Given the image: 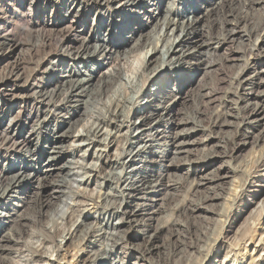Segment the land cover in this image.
Returning <instances> with one entry per match:
<instances>
[{
	"label": "bare ground",
	"instance_id": "bare-ground-1",
	"mask_svg": "<svg viewBox=\"0 0 264 264\" xmlns=\"http://www.w3.org/2000/svg\"><path fill=\"white\" fill-rule=\"evenodd\" d=\"M116 1H121V3L119 4V6H117V8L115 7L116 9L115 11L112 12L110 18L102 22L101 25L98 26L96 30L97 33L96 35H90L87 38H83L82 41H80L81 44L75 47V43L78 42V37L82 36L83 34L75 33L73 37H71L69 34L68 37H65L63 40H61L60 46L58 47L57 51H54L56 52L54 53L55 55L54 58L52 60H48L47 61L48 64L46 63L47 65H43L44 64L43 62L40 61H39L40 63L38 62V66L36 67L38 74L34 79H29L28 77L29 80H27L25 84L23 83L24 84V85L22 84L23 86L19 84L20 82H17L14 85L16 86V89H12V90L8 89L10 80L7 81L4 80L2 83H0L1 103L3 102L6 104L12 98L11 100H14V102L18 101V103L22 104V110L19 112V115L8 120L9 123L5 128H2V125L5 123L6 117L9 115V113L13 111L14 107L13 108L10 107V109H8L7 111H5L4 109L0 110V160L6 158H8V160L10 158L11 160L8 168L5 167L4 169L0 170V222H2L1 224L10 223L11 225V223L16 224L18 222L17 223L18 227L24 226V224L23 225L21 224L23 219L20 218L19 213L22 211L21 208H24L28 204L29 198L31 196H34L35 194L39 195V197L42 199L40 211H43L45 209V203L48 202L50 199H55L58 202L56 207L55 206L53 207L54 209L51 207L52 211L50 212L52 213H50V216H52L51 214L55 215V213L56 214L61 213L62 215L64 208L70 207L68 206L69 205L68 202L70 201L69 199L72 196L68 198L69 195L68 191H69V185L70 186L75 185L74 180L70 177V174L75 171V169L74 171H72L73 167L75 168L74 166L75 161L70 159V161H68L66 164H63L62 166H57V159H58V155L61 154V151H64L65 148L64 144L72 139H76L77 136L81 135L78 133H77L78 135H76L72 131V129L74 128L78 129V127L80 126H82V128H85V137L88 138L87 141L83 140L84 142H82L78 146L82 148H85L88 145L91 146L94 144V142H97L99 144L107 143L106 141L109 138L107 139L103 134L101 135L102 130H104L105 127L107 128L113 127L114 130L118 133L122 131L124 128L129 129V134L127 133L128 136L126 139L128 146L121 154L118 161L119 165L122 167L121 169L122 171L119 173L118 172L119 169L117 168L118 170L117 169L116 170L118 173L116 172L112 173V174L116 173L117 175H114L112 178L109 177L110 180L108 181L111 185L116 186L115 188L119 191V193L118 195L114 196L113 199L115 202L113 201L114 203H112L110 207L106 205L107 207H109L107 211L105 210L107 214L106 216H108L107 218L108 220L104 219L105 224L102 226L100 230L97 231V233H95L96 234L95 237H100L108 241L109 240L114 241L117 244L118 242L123 240L128 242L143 240L148 236L147 234L149 233V231L146 229H144V231H140L138 229L139 227H137V230L135 231L137 232V234L135 232H134L135 234H131L130 232H127L125 227L126 225L128 226L129 223L128 220L130 218L135 219L140 217L141 214L138 213V209L140 208V205L146 195L147 197L149 195H154V197L148 199L149 203L155 202V205H153L154 208L151 211H153L152 212L153 214L160 213L164 207L162 205L163 194H164L163 192H165L164 189L166 187H172V188L179 187L180 189V186L182 185L181 177L180 175L178 176L179 173L182 174L186 173L188 177L194 176L193 182H191L190 184L188 183L189 190L193 189V187L195 189L205 185L207 186L209 185V188L212 187L211 189L213 190L212 192L213 196L207 194L208 196L206 197V199H202L201 202H197V201L194 202L195 200L190 199L191 202L188 203L186 206H184V208H182V211L191 214L193 217L194 216L198 217V214L203 211H205V213L207 212V214L210 215L216 214L214 210L216 208L214 207L217 205L211 204L208 206H202L201 204H203L202 202H205L206 200H210L213 202L222 200L223 194L216 192L215 189L222 188V190H224L223 181L227 179H231L232 181L233 177L235 176V170L233 169L235 167L233 166L232 168V163L230 161H225V160L223 163H221V168L218 170H223L224 168L230 166L228 170H230V173L233 174L232 176H228L225 174L224 176H220L217 172L218 171L217 169L212 170L205 175V173L212 166H214V164L217 163V159L225 158L226 153L222 155V153L216 151L215 149L217 147H220L222 149L227 150L226 140L230 137L226 136L227 133L225 136H221L225 128L233 127L236 128L237 132L238 131L242 132L243 136L245 137V141L241 142L242 143L241 149L245 148L249 144L253 145L252 151L254 152L255 149L256 151H258L257 150L258 148H260L259 149L260 152L261 149L262 150L264 149V125L262 127L263 129L261 133H259L258 136L252 137V139L254 138V141L248 142V140L251 139L250 137L251 132L261 126L260 118L264 117L263 115L264 89L259 92L256 91L257 88L259 89L261 87H264V81L261 79L262 74H264V70L263 71L259 70L260 64L264 62V36H262L263 38H261V35L263 33L262 34L259 33L261 32L262 28L264 29V11L258 9L256 10V7L259 8L260 6H262L264 10V0H245V2L248 3L250 9L254 10L255 13H257L260 16V17L258 16L260 21L257 22L259 23V26L255 24L256 27L253 28H251L247 22H241L240 20H238L239 18L237 20L236 19L233 20V18L229 20L230 18H228L225 24H222L223 22L221 21L220 18H218L220 10L222 11V15H223V8L225 6L231 8V6L233 5L240 4L242 0H198V2H202L203 5H200V3H193V5H189V7H187L188 4L182 3L184 6L183 10L181 9L182 11L178 9L177 7L178 5L176 4V2L179 0H156L157 3L153 5L155 6L154 7L155 9L153 8L151 10L149 9L150 17L148 19L146 17L141 18L139 23L136 20H134L136 15H134L133 16L134 19H132V17L129 16L128 13L133 12L134 14L135 13L134 11L137 8L142 7V4L145 5L149 4L150 6L151 4L150 2L152 0H87L89 4L91 3L97 6L100 9V13L103 11L102 12L103 14L104 12L106 13L111 8L112 4ZM244 7L246 8V6ZM176 12H178V14ZM248 13L246 11V15ZM225 15L226 14H224V16ZM22 16L25 17V14ZM140 17H142V14L140 15ZM237 17L238 16H236V18ZM242 18L244 19V17ZM218 19H220V23H221V25L219 26L217 25V22L219 23ZM4 20L5 21H0V50L7 48L8 51H10V53H13L20 47V43L17 42L16 39H14L12 36H10V34L3 35L5 33L4 31H7L6 28L9 22L6 19ZM204 20H206L205 21L206 25L204 24L205 26H203L202 24ZM249 21L251 23V20ZM116 22L119 23V26L121 27V32H120L121 40L120 37L117 39H112L108 37L102 39V37L99 36L100 31L102 29L107 28V32L109 33V35H111L114 31V28L116 27L115 26ZM132 22H137V25L139 26V33L136 34L138 39L136 37L134 39L136 40L135 41L136 43L133 44V47L136 46V50L138 51H140V49H142L143 47H146L148 40L146 41L145 44H143L144 43L143 38L152 37L150 35L144 36V32L146 31V29L148 30V28H150L152 24H153V29L151 32L153 34L150 33L151 35L156 34L157 30L160 27H161V31L165 29V33H164V38H166L165 44H162V46L159 47V43H158L156 46H153L152 50H148L147 53H145L146 56H145V61L143 62L144 63L143 70L149 76L146 78L151 79L150 74L152 77L154 76L158 77L162 73L161 70H163L164 68H166L164 69L165 71L164 73L166 74V71L168 70L172 72L173 70H178L179 68L183 67L184 64H186V62L189 60L196 61L195 63L193 62L190 65L191 67H188L190 71L188 72L186 71L184 74L182 73V71H179L175 75L174 78L175 81L177 82L178 91H175V93H171L170 91L167 92V94L164 93L166 97H165V101L163 102V107L161 105L162 114L153 123H151V120L155 118V116H157V112L156 110H154L153 104L156 98H160V95H162L161 92L162 89L153 88L149 91V94L146 95V101L148 102L147 105L148 114L145 116H140L138 118L141 120V122L140 125L137 127V130L134 132H132V129L136 126L138 121L137 123L132 122L133 120H131V116L133 115L134 112L132 106L134 107L138 106L137 103L138 101L135 96L136 93L134 94V96H131V94L130 96L129 95L125 96L122 95L125 89L123 93L122 90L119 91L117 89L118 88L117 85L119 83L121 84L120 81L123 77V73H124L123 66H121L120 64L115 66L113 70L111 71L109 70L110 72L104 74L102 77L100 76V79L99 80L97 79L98 81L96 80V76L94 74L95 67H92L89 70L87 69V71L81 70L82 65L87 66L88 63L92 61H95L98 67H102L103 64L102 63L100 64V62L96 60L98 57H99V61L100 59H106L107 57L111 56V52L113 50L116 51L121 49L124 50L126 49V47L132 44L133 41L131 40V38L126 39L127 35L124 37L122 31V30H127L125 26L129 27ZM1 30H3L2 34H1ZM252 38L255 39L254 42L255 48L252 51L254 52L257 51V53L254 54L252 52V55L250 53L249 55H251L250 56L251 58L250 57L249 58L252 59L253 58L252 56L254 55L257 57V59H254L255 62H252V65H249V61L247 59H244L247 60L245 66L243 67V69L240 70L239 73H237V76H235L236 77L235 80L237 81L235 83L236 86L232 87V89L230 90L228 89L227 91H225L226 93H224L225 95L223 98L224 102L222 103L223 104L222 107L220 106V109L218 108L214 110V112L211 115L212 120L210 119L212 123H210L211 125L208 126V128H205L202 125V122H200L201 120L197 121L198 115L201 114L200 108H198L199 105L198 102H200L202 99H206L209 97L211 98L212 96H214L217 93V90L215 89L217 87L214 88L212 86L213 84L211 85V87L205 85L203 78L205 79V76H208L214 72L212 70L219 63L217 60H214V58H217L220 55L218 54L219 51L222 50L226 45H228L229 43L239 42L240 45L239 44L238 45L241 46L240 47L241 49H243L244 48V47L242 48L243 40L248 39L250 42V39ZM150 44H154V43H150ZM241 49L236 50L238 52L234 53L239 55L235 61L243 60L241 58L244 57L246 58L245 56L246 52H244V50ZM122 53H126V51ZM126 56L125 58H127ZM18 65L19 64L16 65L17 68H19ZM240 67L242 68V66ZM190 72H193L194 74L190 76ZM246 73L252 75H250L248 78H245ZM139 76L141 77V75ZM145 76L147 75L145 74ZM134 79L133 82L136 81ZM142 79L141 80L138 79L139 83L136 82L135 85L131 81V85L133 84L134 85L133 88H135L137 91L139 90L138 91L139 94H141L145 90V86H147L145 79L144 82L142 81ZM19 80L20 79H18V81ZM122 85H124L121 86L123 88L125 87L126 84L124 83ZM21 86L24 87V89H22ZM121 87L120 89H122ZM20 90H22V92ZM207 90H210V94H205ZM16 91L21 92V94L23 93V95L21 94H20L21 96L14 95L16 94L15 93ZM240 91H244V92H240ZM125 94L126 95L129 94L128 91ZM229 94L232 95L234 98L230 97ZM62 96H64V99L62 101H58V99ZM104 96H107L108 98V100L105 101L108 102L106 103L107 110L104 111L101 108L102 110L100 109V111H97V109L95 108L96 107L95 104H97L96 102L98 101H100L101 103L100 102L99 103L102 104V101L98 99L100 98L102 99V97ZM189 99L192 100V103L195 106L194 107L196 112L194 113L195 118L192 119L191 116L193 115L191 116L189 115L186 116L185 118L180 119L179 118L180 111L178 109V106L188 104ZM159 107L160 106H158V109ZM139 109H142V107ZM51 112H54L55 114L54 116L56 117L58 123L61 120L59 128L61 130H64L62 133L56 134L57 136L55 137H53L54 131H51V129L49 128L54 120L48 118L49 117L48 113ZM94 116H95V122H91L90 124L89 119L92 121V118ZM83 122H87V124L84 125L85 123L83 124ZM199 128H202V130H199ZM111 132L110 134L107 135V137L113 135L112 134L113 132L112 133ZM105 133L106 132H104V134ZM200 133L206 136V138L201 140V142L199 143L194 139ZM102 136L104 139L100 138ZM114 136L115 134L113 135V137ZM118 136L119 135L117 134L116 137ZM52 137L55 138L54 143ZM162 141L163 143H161ZM44 143L45 145L41 146V144ZM47 144L51 146L50 149L51 151L45 150ZM154 144H157L159 146V149L148 151V149L154 148L153 147ZM106 145H108V143ZM197 145H201L203 147L202 153L199 155L201 158L191 161L190 164L182 163L184 159L182 155L184 154L187 156L192 155L193 152L192 149H194L193 147ZM88 149L85 151V155H87ZM42 152L49 154V158L46 160L45 163L41 164L40 166L38 167L34 166L31 163L32 162L31 159L34 160L36 154L40 155ZM71 155L74 158L76 154L72 153ZM252 155L254 154L252 153ZM80 157L82 158V156ZM262 159L264 160V158ZM79 162L76 164L78 165ZM93 165L95 164L93 163ZM154 167H156L157 169L156 170L153 169ZM128 169L129 171L127 172ZM56 171H58V173L60 172L59 174L64 173V175L60 177L61 178L60 182L56 181V183L55 182L51 183L52 178L54 177V175H56L55 173H57ZM80 172L77 173L76 171L75 173H72V175L76 176V173L78 175L80 174ZM132 174H134L133 177L131 176ZM199 174H201L200 177H198ZM80 175L78 176L81 177ZM82 176L85 175L82 174ZM126 176L127 177L129 176V178H126ZM174 177L175 180L173 179ZM263 177H264V169H263ZM40 181H42L43 183L41 182V185L38 188H36V185ZM184 181H187V179ZM85 182L87 183L88 181ZM77 183L78 182H76V185ZM144 184L146 186L145 188H142ZM76 185L74 187H76ZM125 185L127 187H125ZM78 187L79 185L76 188L78 189ZM71 188L73 187L71 186ZM112 188L113 187H111V189ZM225 194L227 196L226 192ZM260 194H262V191L258 192L257 196H260ZM262 197L263 196L258 198H262ZM225 198L227 199V197ZM116 201L117 202L119 201V203H116ZM66 202L68 205H66ZM80 205H82V203ZM146 206L151 207L152 205L146 204ZM149 210L148 212H151ZM41 215L43 217L45 216L44 214ZM61 215L60 217H62ZM18 218L20 220H18ZM26 218L27 216H25V219ZM111 218L112 219L116 218V219L115 221H113ZM202 218L203 217H201L200 219ZM144 219L146 220V218ZM209 219L210 218H208V220ZM91 220H92L91 217H86L85 221H82L81 222L82 224H80L76 229L77 234L75 235H78V233H83L85 229H86L85 232L86 231L88 232V228L89 230L91 228L90 225H93ZM134 221L136 222V220ZM70 225H72V223ZM57 226L59 227L60 225L57 224ZM176 226H177L176 223L172 225V227H176ZM18 227L16 228V230L19 229ZM55 229L57 230V228ZM18 231L19 230H17L16 233ZM63 232L65 233V231H62V233ZM151 233L152 234L154 233L153 235L157 236L159 232L154 231ZM198 237H199L198 240H200L199 235ZM15 240H16L15 237L12 238L5 235L4 237H1L0 251L7 250L6 245L4 244L5 245L4 246L1 243L6 242L9 244L11 242H14ZM114 242H112L113 245ZM261 245H262V241L260 240L256 245V247L260 248ZM104 248H105L104 251L103 250L102 251L105 253H108L110 251L114 252V249L110 248L109 244H106ZM137 250L138 251H135V253L139 254V259H143V260L147 256L149 257V255H153L154 253H159V250L155 251L154 248L148 245L145 246L144 248H138ZM230 254H232V251ZM233 255L235 256V259L233 260L234 264H237L238 255H236L235 253ZM226 257L228 256L225 255L224 258ZM1 262L4 261L2 260ZM102 264H108V262L102 261Z\"/></svg>",
	"mask_w": 264,
	"mask_h": 264
},
{
	"label": "rangeland",
	"instance_id": "rangeland-1",
	"mask_svg": "<svg viewBox=\"0 0 264 264\" xmlns=\"http://www.w3.org/2000/svg\"><path fill=\"white\" fill-rule=\"evenodd\" d=\"M120 3L121 1L114 2L111 6L112 9L110 8L106 13L104 12L103 14L102 13L103 11L100 13V9L94 4H91V3L89 4L87 0H0V9H1L0 10V15H1L0 21H5L4 19L9 21L7 28H6L7 31H4L5 33L3 35L10 34V36H12L14 39H16L17 42L20 43V47L13 53H10V51H8L7 48L0 50V83H2L4 80L6 81L10 80L8 89L12 90V89H16V86H14L15 83L20 82L19 84L22 85L23 83L25 84L27 80L34 79L38 74L37 69H36V67L38 66V62L40 61L44 63L43 65H47L48 64L47 61L52 60L54 58L55 56L54 53H56L54 51H57L58 47L60 46L61 40H63L65 37H68L69 34L71 37H73L75 33L76 34L82 33L83 35L79 36L78 42L75 43V47L79 46L81 44L80 41H82L83 38H87L90 35L97 34L96 30L98 26H100L102 22L108 20L111 17L112 12L115 11V9L117 8V6H119ZM150 3H151L150 6L149 4H146V5L142 4V7L137 8L134 11L135 12L134 14L132 12V13H128V15L131 16L132 19H134L133 16L136 15L134 20H136L138 23L140 22V19L143 17L144 18L146 17L148 19L150 17L149 11L152 8L155 9L154 8L155 6L153 5L156 4L157 1L152 0ZM182 3L188 4L187 7H189V5H193V3H200V5H203V3L198 2V0H179L176 2V4L178 5L176 6L178 7L180 11H182L184 7ZM244 6H246V8ZM259 8L256 7V10L258 9V10L264 11L262 6H260ZM249 9L250 7L248 6V3H246L245 0H242L240 4L233 5L231 6V8L228 6H225L223 8V15H222V11L220 10L218 18L221 19V21L223 22L222 24H225L228 18H230L229 20H231L232 18L233 20L235 19L237 20L239 18L238 20H240L241 22H247L251 28L256 27V25L259 26V23H257L258 21H260V19L258 18L259 15L255 13L254 10L250 9L251 10L250 11ZM246 11L247 13L250 11L247 14L249 16L246 15ZM176 13L178 14V12ZM227 13L229 14V16ZM24 14H25V17L22 16ZM141 14H142V17H140ZM224 14L226 15L224 16ZM236 16L238 17L236 18ZM242 17H244V19ZM220 19H218L219 23L217 22L218 26L221 25ZM249 20H251V23ZM205 21L206 20H204L202 23L203 26L206 25ZM137 22H132L129 27L123 24L125 28L127 29V30H122L123 36L125 37L127 35L126 39L131 38V40L133 41L132 44H130L124 50L123 49L118 50V51L113 50L111 52V56L107 57L106 59H100L99 61V57H98L96 60L100 62V64L101 63L103 64L102 67H98L95 61H92L88 63L87 66L82 65V69H81L83 71H87V69L89 70L92 67H95L94 74L96 76V80L97 79L99 80L100 76L102 77L104 74L110 72L111 70L114 69L115 66L119 64L123 66L124 73L120 81L121 84L119 83L120 85L118 84L117 85L118 88L117 87L116 88L119 91L122 90V93L125 89L123 94L120 93L125 96H128V95L130 96V94L131 96H134V94L136 93L135 96L138 101L137 107L132 106V109L134 110L133 112L134 116L133 115L131 116V120H133L132 122H136V123L138 121L136 126L132 129V132L136 131L137 127L140 125L141 120L138 118L140 116H145L148 114V111H147L148 102L146 101V95L149 94V91L153 88L162 89L161 91L162 95H160V98H156L153 104L154 110H156L157 112V116H155V118L151 120V123H153L162 114L161 105L163 107V102L165 101V97H166L164 93L167 94V92L169 91L171 93H175V91H178L177 82L175 81V78H174L175 75L179 71H182L183 74L186 71L187 72L190 71L188 67H191L190 65L193 62L194 63L196 62L195 60H192V61L189 60L187 61L188 63L186 62V64H184L183 67L179 68L181 70L179 69L173 70L172 72L168 70L166 71V74H165L164 69L166 68H164L163 70H161L162 73L164 74L161 73L158 77L157 76L152 77L150 74L151 79L146 78L149 76L143 70V67H144L143 62L145 61V56H146L145 53H147L148 50H152L153 46H156L158 43H159V47H161L162 44H165V41H166V38H164L165 29L161 31V27H160L157 30L156 34L151 35L150 33H152L151 31L153 29V24H152L151 27L148 28V30L146 29V31L144 32V36L150 35L152 37L143 38L144 39L143 44H145L146 41L148 40L146 47H143L142 48L143 50L140 49V51H138L136 50V46L133 47V44L136 43L135 42L136 40H134L137 37L136 34L139 33V26L137 25ZM19 26H21L22 28ZM115 26L116 27L114 28V31L111 35H109V33L107 32V28H105L100 31L99 36L102 37V39H105L107 37L112 38V39L119 38L121 27L119 26V23L117 22ZM3 30H1V34L3 33ZM160 33L162 36L160 35ZM259 33L260 34L263 33L261 35V38H263L262 36H264V29L262 28L261 32ZM253 38L250 39V42L248 39L243 40L242 42V48L244 47L243 49L240 48L241 46H239L240 45L239 42L229 43L228 45H226L222 50L219 51L218 54L220 55L217 58H214V60H217L219 62L218 65L212 70L214 72L208 76H205V79L203 78L205 82L203 83L205 85H208L211 87V85L213 84L212 86L214 88L217 87L215 88L217 90V93L214 96H212L211 98L209 97L206 99H202L200 102H198L199 104L198 108H200L201 114L198 115L199 120L197 118V121L201 120L200 122H202V125L205 128H208V126L211 125L210 124L212 123L211 115L214 112V110L218 108L220 109V106L222 107L223 105L222 103L224 102L223 101V98L225 95L224 93H226L225 91H227L228 89L230 90L232 89V87L236 86L235 83L237 81L235 80L236 78L235 76H237V73H239L240 70L243 69L246 61L248 60L249 65H252V62H255L254 59H257V57L254 55L252 56L253 58L250 59L252 52L254 54L257 53V51L256 52L252 51L255 48L254 46L255 39ZM120 40H121V37H120ZM150 43H154V44H150ZM149 45L150 46L152 45V46L150 47ZM259 47H260V44H259ZM239 49L244 50V52H246V55H245L246 58L244 57V58H241L243 60L235 61L239 55L234 54V53L238 52L236 50H239ZM125 51L126 53H122ZM250 53L251 55H249ZM123 55H125L127 58H125V56ZM244 59H247V60H244ZM17 64H19L18 65L19 68H17L16 66ZM240 66H242V68ZM259 70L260 71L264 70V62L260 64ZM145 74L147 76H145ZM193 74H194L193 72H190V76ZM139 75H141V77ZM250 75L252 74L246 73L245 78H248ZM18 79L20 80L18 81ZM133 79L136 80L134 81L135 83L133 82ZM138 79L139 80L142 79L143 82L145 79V82L147 85L145 86V90L141 94H139L138 92L139 90L137 91L135 88H133L136 82L139 83ZM261 79L264 81V74H262ZM131 81L134 85L133 84L131 85ZM232 81H235V82H232ZM124 83L126 85L125 87L122 88L121 86H124L122 85ZM119 86L122 89H120ZM22 89H24V87H22ZM263 89L264 87H261L259 89L257 88L256 91L259 92V91H262ZM126 90L129 93L127 95L125 94L127 93ZM133 90L136 92H134ZM20 91L22 92V90ZM21 92L16 91L15 92L16 94L14 95L19 96ZM240 92H244V91H240ZM205 94H210V90H207ZM21 95H23V93ZM229 96L234 98L230 94ZM106 98L107 96L102 97V99L101 98L98 99L102 101V104H100L101 103L100 101L96 102L97 104H95L96 106L95 108L97 109V111H100L101 108L104 111L107 110L106 103L108 102H105V101L108 100V98L107 99ZM11 99L6 104L3 102L1 103L0 101V110L4 109L5 111H7L8 109H10V107L11 108L14 107L13 111L9 113L8 115L9 117L8 116L6 117L5 123L2 125V128L7 127L9 123L8 120L18 116L19 112L22 110V104L18 103V101L14 102V100H11ZM63 99H64V96L60 97L58 101H62ZM191 99H189L188 104L178 106V109L180 111L179 112L180 119L185 118L186 116H189V115L190 116L193 115L191 116L192 119L195 118V114H194L196 113L195 108H194L195 106L192 103ZM158 106H160L159 109H158ZM141 107L142 109H139ZM48 114H49L48 115L49 119H54L49 128L51 129V131H54L53 137H55L57 136L56 134L62 133L64 131L59 128L61 120L58 123V121L56 120V117L54 116L55 115L54 112H51ZM260 119H261L260 120L261 126L251 132V135H250L251 139H249L248 142H253L254 138L252 139V137L258 136L259 133H261L263 129L262 127L264 125V117L263 118L261 117ZM89 122L90 124L91 122H95V116L92 118V121L89 119ZM83 124L86 125L87 122H83ZM199 130H202V128H199ZM72 131L76 135L78 134H81V135L77 136L76 139H72L69 142H66L64 144L65 146L64 151H61V154L58 155V159H57V166H62L63 164H66L68 161H70L71 159L75 161L74 163L75 168L73 167L72 169V171H74V169L75 171L72 173H75L76 171L77 173H79L81 171L80 172L81 175L78 174L81 177H79L77 173H76V176L78 177L73 176L72 173L70 174V177L74 180L75 185H76V182H78L76 187L79 185L78 189L74 187L75 185L74 186L71 185L73 188H71V186L69 185L68 198L72 196L71 197L72 199L70 198L69 199L70 201L68 202L69 205L67 204V202H66V205L70 207L64 208L62 215L61 213L60 214L55 213V215L51 214L52 216H50V213H52L50 211H52V208L54 206L56 207L58 202L55 199H50L48 202L45 203V209L43 211H40L42 199L37 194H35L34 196H31L28 200V204L24 208H21L22 210L20 212L21 214L19 213L20 218L23 219L24 221V222L22 221L21 224L22 225L24 224V226L18 227V224H17L18 222L16 224L11 223V225L10 223L1 224L2 222H0V238L4 237L5 235L8 237H12V238L15 237L16 239L15 240L16 242L14 241L9 244L6 242L1 243L2 245L4 244L6 245L7 250L0 251V264H102V261H107L108 264H155V263L156 264H234V261H233L235 259V256L233 255L234 253L238 255L237 264H264V246H263L264 245V241H263L264 240V207H263L264 206V201H263L264 200V195H263L264 194V177H263V169H264L263 161L264 160L262 159L264 158V149L263 150L261 149V152H260L259 151L260 148H258L257 149L258 151H256L255 149V152H254L252 151V148H253L252 144H249L245 148L241 149V144H242L241 142L245 141V137L243 136L241 131L237 132L236 128H233V127H228L224 129V132L221 136H225L227 133L226 136L230 137L228 138L229 141L228 139L226 140L227 150L222 149L220 147H217L215 149L216 151L222 153V155L226 153L225 158L217 159V163L214 164V166H212L205 173L206 175L212 170L220 169L221 163H223L224 160L230 161L232 163V168L233 166L235 167L233 169L235 170V176L236 175L237 176L236 177L234 176L232 181L231 179H227L225 181L222 180L224 183L223 189L225 191L222 190V188L215 189L216 192L223 194L222 195L223 199L225 197H227V199L225 198L224 200L222 199V200H218L214 202L210 200H206L205 202H202L203 204H201L202 206H208L211 204L217 205L214 207L216 208L214 209L216 214L210 215V214H207V212L205 213V211H203L198 214V217H195V216L193 217L191 214H188L187 212L185 213L182 211V208H184V206H186L188 203L191 202L190 199L195 200L194 202L196 201L201 202V200L206 199L208 195L213 196V193H212L213 190L211 189L212 187L209 188V185L200 186L195 189L193 187V189L189 190L188 186L191 182H193L194 176L188 177L186 173L185 174L179 173L178 176L180 175L181 177L182 185L180 186V189L179 187H177L178 189L172 188V187H166L164 189V191L166 192V193L163 192L164 194H163V204L162 205L164 207L160 213L158 214L152 213L153 211L151 210L154 208L153 205H155V202L149 203L148 199L151 197H154V195H149L148 197L146 195L140 205V208L138 209V213L141 214L140 217L139 218L134 217L135 219L130 218L128 220L129 221L128 226L126 225L125 227L127 232H130L131 234H135V233L137 234V232L135 231L137 230V227H139L138 229L140 231H144V229L148 230L149 231V233L147 232L148 236L143 240L129 241V242L123 240V241L118 242V244L114 241H110V240L108 241L100 237H95L96 236L95 233H97V231L102 228V226L105 224L104 221L108 220L107 219L108 216H106L107 215L106 211L108 210L110 205L115 202L113 199L114 196L118 195L119 193V191L115 188L116 186L111 185L108 181L114 175H117L116 173L118 172L120 173L122 171L121 170L122 167L119 165L118 161H119L121 154L124 152V150L128 146L126 139L129 134V129L124 128L122 131L118 133L114 130L113 127H109V128L105 127L104 130H102L101 135L103 134L105 138L107 139L109 138L106 141L108 145H106L107 143L99 144L97 142H94L93 145L91 146L88 145L85 148L78 147L82 142L87 141L88 139L85 137V128H82V126H80L78 127V129L77 128L72 129ZM104 132H106L107 134L105 133L106 134L105 135ZM110 132L113 135L115 134V136L113 137L112 135V136L107 137V135L110 134ZM116 133L119 135L118 137H116L117 136ZM53 137H52V140L54 143L55 138ZM100 138L104 139L103 136ZM204 138H206V136L200 133L195 137L194 140L200 143L201 140H203ZM161 143H163V141ZM42 145H45V143L41 144V146ZM153 147H154L153 149L150 148L148 149V151L159 149V146L157 144H154ZM193 148L194 149H192L193 151L192 155L190 156H187L185 154L182 155V157H184L182 163L190 164L191 161L201 158L199 155L202 153L203 147L201 145H197V146H194ZM50 149H51V146L47 144L45 147V150L49 151ZM87 149H88L87 155H85V151ZM72 153L76 154L74 158L71 155ZM252 153L254 155H252ZM80 156H82V158ZM48 158H49V154L42 152L40 155L36 154V157L34 158V160L31 159L32 161L31 163L34 166L38 167L41 164L45 163ZM10 161H11L10 158L9 160L8 158L0 160V170L4 169L5 167L8 168ZM78 162L79 164L77 165L76 163ZM93 163L95 165H93ZM229 167L230 166L224 168L223 170H218L217 171L218 174L220 176H224V174L228 176H232L233 174H231L230 170H228ZM116 169L118 170V172ZM153 169L156 170L157 168L154 167ZM128 171L129 169L127 170V172ZM56 172L57 173H55L56 175H54L53 177L54 179L52 178L51 183H54V182L56 183V181L60 182L61 180L60 177L64 175V173L59 174L60 172L59 173L58 171ZM113 172H116V173L112 174ZM82 174L85 176H82ZM131 176L133 177L134 174H132ZM200 176L201 174H199L198 177ZM126 178H129V176L128 177L126 176ZM173 179L175 180V177ZM186 179L187 181H184ZM85 181H88V182L86 183ZM41 182L42 181H40L36 185V188H38L41 185ZM145 186L146 185L144 184L142 188H145ZM80 187L82 191L80 190ZM111 187L113 188L111 189ZM125 187L127 186L125 185ZM71 190H72V193H71ZM260 191H262V194H260V196H257L258 192ZM225 192L227 193V196ZM261 196L263 197L258 198ZM105 200L108 202H106ZM78 202L80 204L82 203V205H80ZM116 203H119V201L118 202L116 201ZM146 204H150L152 206L151 207L146 206ZM106 205L109 207H107ZM148 210L151 212H148ZM41 214H44L45 216L43 217ZM60 215L62 217H60ZM25 216H27L26 219H25ZM86 217L92 218L91 221L93 225H90L91 226L90 230L88 228V232L86 231L87 233L85 232L86 230L85 229L83 233H78V235H75L77 234L76 229L78 228L80 224H82L81 223L82 221H85ZM201 217L203 218L200 219ZM144 218H146V220ZM208 218L210 219L208 220ZM115 219L116 218L112 220L115 221ZM168 219L170 220V222ZM18 220L20 219L18 218ZM134 220H136V222ZM71 223L72 225H70ZM132 223L136 225H133ZM175 223L177 226L172 227V225ZM57 224L60 226L58 227ZM155 226L157 229L155 228ZM17 227L19 228L17 229L19 231L16 233ZM55 228H57V230ZM62 231H65V233L64 232L62 233ZM154 231H158L159 236L158 235L154 236L153 235L154 233L153 234L151 233ZM198 235L200 236V240H198L199 238ZM259 239L262 241V245L260 248L256 247V245L260 241ZM112 242H114V245ZM106 244H109L110 248L114 249V252L112 251L108 253L103 252L105 249L104 246H106ZM147 245L154 248L155 251L159 250V253H154L153 255H149V257L147 256L146 258H144V260L139 259V254H136L135 251H138L137 250L138 248H144ZM231 251H232V254H230ZM185 255H187L188 257ZM225 255L228 256L226 257L227 259L224 258ZM2 260L4 262H1Z\"/></svg>",
	"mask_w": 264,
	"mask_h": 264
}]
</instances>
